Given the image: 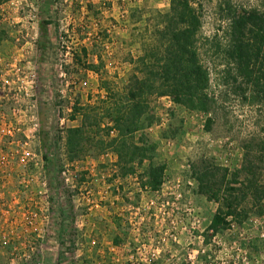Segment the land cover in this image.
Returning <instances> with one entry per match:
<instances>
[{"label":"rangeland","instance_id":"374dc122","mask_svg":"<svg viewBox=\"0 0 264 264\" xmlns=\"http://www.w3.org/2000/svg\"><path fill=\"white\" fill-rule=\"evenodd\" d=\"M172 1L0 0V264H264V91L233 53L235 22L264 18V0H190L208 109L140 61L168 55ZM136 76L144 114L128 128ZM204 185L238 189L217 231Z\"/></svg>","mask_w":264,"mask_h":264},{"label":"trees","instance_id":"16d2710c","mask_svg":"<svg viewBox=\"0 0 264 264\" xmlns=\"http://www.w3.org/2000/svg\"><path fill=\"white\" fill-rule=\"evenodd\" d=\"M258 15L256 12L241 15L235 22L234 28L238 44L233 53H236L240 59L241 70L245 71L246 75H253L256 85L264 91V18H258ZM166 16L169 21L167 20L168 23L162 29V33L165 34L164 37L167 40L165 45L168 55L163 60L154 56V59L158 60V64L149 65L152 63L149 61L147 63L143 57L140 58V61H144V65L152 67L154 69L152 74L155 73L154 77L162 79L163 84L173 83V90L179 102H194L197 100L200 108L208 109L212 100L208 93L210 77L208 69L200 61L195 42L201 26L196 8L190 0H173L171 11ZM245 30L252 34V37H248L247 40L244 38L247 37ZM153 46L154 48L152 47L151 50L162 52L159 45L154 44ZM161 46H163V43H161ZM148 57L150 58L149 55ZM159 62H163L162 65ZM144 81V78L135 77L134 85L136 84V86L133 85L134 89L130 90L132 95L130 108L127 111L126 108H119L117 111L119 114L118 122L123 123L124 118H126V121L132 124L128 128L134 126L136 120H139L144 114L143 105L141 101H138L144 95V91L140 86V84L145 83ZM165 92L164 94H169L171 91ZM137 130L138 128L135 126L131 132ZM73 131L82 132L81 129ZM118 140L116 139V142ZM121 146H124L125 150H130L132 147L134 149V146L127 142H122ZM116 150L121 157L123 149L119 148L118 145ZM135 150L141 151L143 154L144 148L136 147ZM162 171L163 169H153L151 171L150 180L154 187L160 186ZM204 187L203 190L206 188L205 192L209 198L221 204L212 219L210 228L217 231L221 226L230 225L229 218L233 217L237 210V197L234 194L238 191L237 187L228 186L217 191H213L208 185Z\"/></svg>","mask_w":264,"mask_h":264},{"label":"built area","instance_id":"2783aa9c","mask_svg":"<svg viewBox=\"0 0 264 264\" xmlns=\"http://www.w3.org/2000/svg\"><path fill=\"white\" fill-rule=\"evenodd\" d=\"M18 81H19V85H20V88L18 90V92H23L25 91L24 93L26 95H29L30 94V90L34 87V84L36 83L37 81V75L34 73V72H31L30 74H25V75H20L18 77ZM11 129H9V133ZM18 130H22V128L19 126L18 127ZM21 160L22 162H26L28 159L30 158H33V153L29 150V149H24L22 154H21ZM39 216V213L37 212H34L32 214H29L27 215V224L29 226H32L33 224H35L36 222V218H38ZM28 226V227H29ZM3 238V239H2ZM0 238V247L3 246V245H6L8 243V240L4 237Z\"/></svg>","mask_w":264,"mask_h":264}]
</instances>
